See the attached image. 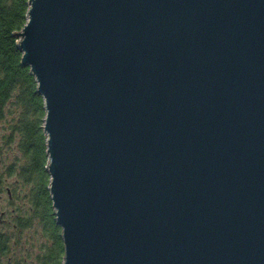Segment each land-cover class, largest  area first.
Here are the masks:
<instances>
[{
    "label": "water",
    "instance_id": "water-1",
    "mask_svg": "<svg viewBox=\"0 0 264 264\" xmlns=\"http://www.w3.org/2000/svg\"><path fill=\"white\" fill-rule=\"evenodd\" d=\"M63 264H264V0H28Z\"/></svg>",
    "mask_w": 264,
    "mask_h": 264
},
{
    "label": "trees",
    "instance_id": "trees-1",
    "mask_svg": "<svg viewBox=\"0 0 264 264\" xmlns=\"http://www.w3.org/2000/svg\"><path fill=\"white\" fill-rule=\"evenodd\" d=\"M27 1L0 0V118L17 108L20 109V121L17 125L22 136L20 152L28 160L31 159V172L36 174L33 177L31 173H20L26 182L42 184L43 194L48 200L45 210L49 213L46 218L42 217V234L51 238V245L49 253L42 256V264H61L63 242L60 227L51 213V199L46 188L49 175L44 169L46 135L42 128L45 116L43 99L36 92V82L29 73V68L20 65L21 51L17 48L16 38L13 36L27 21ZM24 224L23 222L20 227Z\"/></svg>",
    "mask_w": 264,
    "mask_h": 264
},
{
    "label": "rangeland",
    "instance_id": "rangeland-1",
    "mask_svg": "<svg viewBox=\"0 0 264 264\" xmlns=\"http://www.w3.org/2000/svg\"><path fill=\"white\" fill-rule=\"evenodd\" d=\"M19 112L20 109L17 108L14 112L12 111L11 113H7L5 116L0 118V152L6 155L4 167L9 166L13 160H16L18 161L17 167L19 169V173L21 171L26 174L31 173L34 177L36 173L31 172V159L28 160L20 152V141L22 136L20 128L17 126L20 121L18 120ZM18 179V183L22 184L21 187L17 186L20 192V197L22 196V192L24 195L20 200L16 199L15 204L20 207L19 220L23 221L25 224L23 227H14L12 223H10L8 227H4V232H7L9 236L7 239L8 250L4 258L0 259V264H42V256L44 253H49L51 245V238L49 236H43L42 234L44 221L42 217L46 218L49 213L48 210H45L48 200L46 197V201L44 200L42 184L26 182L25 178L21 176V173L20 178ZM51 213L54 217L53 208ZM61 260V264H63V256Z\"/></svg>",
    "mask_w": 264,
    "mask_h": 264
},
{
    "label": "flooded vegetation",
    "instance_id": "flooded-vegetation-1",
    "mask_svg": "<svg viewBox=\"0 0 264 264\" xmlns=\"http://www.w3.org/2000/svg\"><path fill=\"white\" fill-rule=\"evenodd\" d=\"M5 160L6 155L0 152V259L4 258L8 250L7 239L9 236L7 232H4V227H8L10 223L14 227H20L23 223V221L19 220L20 207L15 204L16 199L20 200L24 195L22 192L20 197V192L17 188V186H22L21 183H18V178H20L17 167L18 161L13 160L9 166L4 167ZM44 200L46 201L45 195Z\"/></svg>",
    "mask_w": 264,
    "mask_h": 264
}]
</instances>
